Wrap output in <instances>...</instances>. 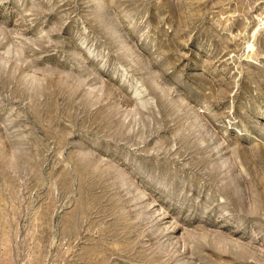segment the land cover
<instances>
[{"label": "rangeland", "instance_id": "obj_1", "mask_svg": "<svg viewBox=\"0 0 264 264\" xmlns=\"http://www.w3.org/2000/svg\"><path fill=\"white\" fill-rule=\"evenodd\" d=\"M0 264H264V0H0Z\"/></svg>", "mask_w": 264, "mask_h": 264}]
</instances>
